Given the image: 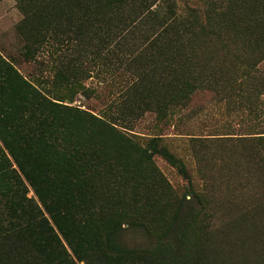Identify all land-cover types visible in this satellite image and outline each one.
I'll use <instances>...</instances> for the list:
<instances>
[{"label": "trees", "instance_id": "obj_1", "mask_svg": "<svg viewBox=\"0 0 264 264\" xmlns=\"http://www.w3.org/2000/svg\"><path fill=\"white\" fill-rule=\"evenodd\" d=\"M16 1L24 14L18 27L27 61L36 59L53 34H68L63 45L73 41L75 55L68 60L63 55L55 75L67 90L68 103L47 96L0 52V264H172L177 251L170 236L181 226L183 254L193 256V264H205L201 258L207 235L213 233L223 245L224 224L241 223L242 217L222 218L217 225L205 222L213 216L211 199L163 144L162 135L142 144L117 121L125 120L126 109H148L151 104L157 118L165 121L198 89L264 93V0ZM97 31L107 32L106 45L117 34L122 51L140 55L145 50L140 44H125L126 34L131 40L144 36L146 43L151 34V49L165 53V99L152 97L154 72L152 79L139 82L143 70L135 91L117 104L120 117L72 104L77 95L97 94V88L84 82L90 73L82 59ZM145 53L146 59L152 57ZM197 139L234 145L240 159L254 166L259 183L264 182V131ZM155 155L179 168L198 207L183 213L186 197L173 194ZM124 223L143 226L155 244L125 247L119 240ZM259 237L250 238L248 245L256 264H264ZM242 259L250 264L245 252Z\"/></svg>", "mask_w": 264, "mask_h": 264}, {"label": "rangeland", "instance_id": "obj_2", "mask_svg": "<svg viewBox=\"0 0 264 264\" xmlns=\"http://www.w3.org/2000/svg\"><path fill=\"white\" fill-rule=\"evenodd\" d=\"M23 17L24 14L17 6L16 0H0V52L25 77L34 80L47 96L64 99L69 103L67 90L58 83L55 75L61 69L63 55L67 54V60L75 55L71 48L74 42L70 40L63 45L62 39L63 37L67 39L68 34L63 37L53 34L42 44L36 59L27 61L22 54L25 50V40L18 27ZM109 26L114 27V22H110ZM128 34H126L127 40H124L125 44H140L145 50L141 55L138 52L129 54L122 51L124 47L121 48V39L117 34H113L108 45L105 44L106 31L105 33L97 31L93 34L90 45L86 51H82V59L86 66L84 68L90 73V78L84 82L97 88V94L89 98L77 95L72 104L80 105L108 118L120 117L123 114L117 104L127 94L135 91L134 85L143 70L145 73L142 74L145 76L140 78L139 82L145 83L152 79L154 72L156 76L151 85V88L155 87L151 92L152 97L165 99L167 94L162 82V78L166 77L162 66L165 53L151 49V34L148 43L144 36L138 34L133 37L134 40H131ZM146 51H149L151 58L144 57L147 55ZM260 67L264 69V59ZM147 84L142 85L145 87L148 86ZM128 86L133 87L126 90ZM223 89L196 90L190 102L165 121L157 118L155 106L151 104L148 109L143 106L135 110L126 109L125 120L120 119L117 124L119 128L128 130L142 144L154 135H162L163 144L185 163L196 187L206 189L211 199L213 216L205 222L217 225L222 218L229 221L231 217L236 219L242 217L241 223L228 226L224 224L226 238L224 237L223 245L213 233L207 235L205 246L207 250L202 255V263L244 264L242 257L245 252L246 261L256 264L257 257L248 244L252 242L250 238L253 239L254 236H260L259 239L264 241L262 208L264 182L259 183L260 178L252 173L254 166L240 159L239 149L234 145L216 140L203 143L197 138L209 140L239 137L250 132L264 131V93H254L249 88L244 94ZM154 162L165 182L171 186L173 194L181 198L186 197L183 213L198 207L199 204L190 193L187 180L179 168L161 155H155ZM30 195H33L32 191ZM243 211L245 215L249 213L251 216L243 215V217L240 213ZM257 223L258 227H256ZM238 229H241V232ZM182 231L183 226L176 227L170 236L173 249L177 251L172 264H193V256L183 254ZM119 240L127 248L151 247L156 241L143 226L129 223L122 225ZM210 248L213 253L208 256ZM240 257L241 259L238 260Z\"/></svg>", "mask_w": 264, "mask_h": 264}]
</instances>
